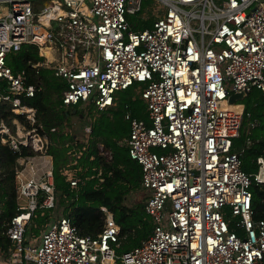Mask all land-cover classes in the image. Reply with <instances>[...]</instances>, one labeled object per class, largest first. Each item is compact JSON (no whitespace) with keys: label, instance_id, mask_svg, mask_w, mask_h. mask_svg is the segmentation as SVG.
<instances>
[{"label":"built area","instance_id":"built-area-1","mask_svg":"<svg viewBox=\"0 0 264 264\" xmlns=\"http://www.w3.org/2000/svg\"><path fill=\"white\" fill-rule=\"evenodd\" d=\"M37 1L0 0V105L10 110V124L0 118V143L31 151L17 158L18 212L1 264H264V220L252 218L250 191L264 182V159L256 158L254 173L242 169L243 147L233 142L244 106L228 107L233 93L264 95V0ZM144 1L153 19L135 30L126 15ZM23 44L42 57L30 64L35 73L47 68L65 81L64 107L89 102L102 110L116 91L137 84L146 118L127 111L122 142L141 167L152 229L120 255L119 225L105 206L95 235L80 234L58 212L26 239L33 212L53 208L55 193L47 136L36 127V108L23 102L38 88L25 69L14 73L6 64ZM68 180L76 186L78 179Z\"/></svg>","mask_w":264,"mask_h":264},{"label":"trees","instance_id":"trees-1","mask_svg":"<svg viewBox=\"0 0 264 264\" xmlns=\"http://www.w3.org/2000/svg\"><path fill=\"white\" fill-rule=\"evenodd\" d=\"M148 26L150 22L133 29ZM41 59L37 47L28 44H23L20 50L6 58V64L14 73L25 69L28 81L34 82L38 88L23 102L36 108V127L47 136V152L52 157L53 166L55 206L36 209L26 226L25 235H38L40 226L51 214L58 212L69 217L80 234L95 235L103 225L104 214L100 206H105L119 225V245L115 251L116 255H120L138 245L152 229L150 218L144 211L145 195L136 198L131 205L125 202L128 193L140 189L141 167L129 157L126 145L121 143L129 132L124 114L128 111L131 116L146 118L145 104L132 88L124 89L123 94L115 93L113 104L99 110L92 120L84 115L78 116V128L82 130L78 136L74 130L65 129L69 115L68 108L61 102L65 81L54 76L47 68H40L35 73L30 67L31 63ZM237 103L243 104L244 111L240 133L233 145L243 147L242 169L254 173L257 170L256 158L261 156L264 159V95L252 90ZM91 110H88L90 115ZM8 112L9 108L1 104L0 118L3 117L10 124L6 117ZM251 120H256L255 126L247 130L246 126ZM87 125L90 131L85 134ZM247 139L249 143L245 144ZM98 145L110 152V158L102 153ZM30 152L24 147L14 152L0 143V252L5 259L9 258L11 245L6 229L10 219L18 212L15 189L17 158ZM70 175L78 179L76 186L70 185ZM250 191L252 218L264 220V182H252Z\"/></svg>","mask_w":264,"mask_h":264},{"label":"rangeland","instance_id":"rangeland-1","mask_svg":"<svg viewBox=\"0 0 264 264\" xmlns=\"http://www.w3.org/2000/svg\"><path fill=\"white\" fill-rule=\"evenodd\" d=\"M44 1H47V0H38L37 2H38L39 5H42V3ZM148 2L149 1H144L143 2V9L141 11H139L137 13H134V14H127L126 15L128 21L132 25V28H137V27L140 28L142 25L144 26L145 23L147 24V23L152 21L153 14H154L155 11L153 10L154 11L153 14L151 13L152 10H151V7L148 8V6H149ZM150 2H151V0H150ZM156 2H158V1H156ZM155 7H154V9H155ZM159 13H160V11H159ZM133 85L134 86L129 87V89L132 88L134 90V92H135V95H136L137 93H136L135 90H136V85L137 84L135 83ZM122 91L123 90H118V91H116V93L123 94L124 91L123 92ZM237 105L240 106V104H237ZM65 108H68V111H69L68 112V114H69L68 115V124L65 127V129L66 130H72L71 132L75 131V134H77L78 136H80L79 134H82V130L78 128V127H80L79 126L80 125V121H78V116L79 115H84L85 118L92 120V118L99 111V110H96L95 108H93V104H90L89 102L84 103V104H80L79 103V104H76V105H70V106L65 107ZM89 108L92 109L91 110L92 111V115L89 114V112H90V111H88ZM122 141H121V143H123ZM142 194H143V191H142L141 188L136 190V191L130 192V193L127 194L125 202L128 205H131L135 201V199L141 197ZM226 218H228V214L226 215ZM42 228H43V225L40 226L39 230L41 231ZM40 231H39V233H40ZM38 236H39V234L35 236V235L31 234V233H28L26 235V239L27 240L36 239ZM0 264H1V260H0Z\"/></svg>","mask_w":264,"mask_h":264},{"label":"water","instance_id":"water-1","mask_svg":"<svg viewBox=\"0 0 264 264\" xmlns=\"http://www.w3.org/2000/svg\"><path fill=\"white\" fill-rule=\"evenodd\" d=\"M244 97H245V95H244L243 93H233V94H231V95L229 96L228 101H229V103H231V104H235V103H237V101H241V100H243Z\"/></svg>","mask_w":264,"mask_h":264},{"label":"bare ground","instance_id":"bare-ground-1","mask_svg":"<svg viewBox=\"0 0 264 264\" xmlns=\"http://www.w3.org/2000/svg\"><path fill=\"white\" fill-rule=\"evenodd\" d=\"M43 53H46L48 56H50V53H49V48L46 46V48H42L41 50ZM228 107H232L233 109L239 111L240 108H241V105H237V104H232V105H228Z\"/></svg>","mask_w":264,"mask_h":264},{"label":"crops","instance_id":"crops-1","mask_svg":"<svg viewBox=\"0 0 264 264\" xmlns=\"http://www.w3.org/2000/svg\"><path fill=\"white\" fill-rule=\"evenodd\" d=\"M130 23V22H129ZM130 25H131V23H130ZM131 27H132V25H131ZM38 50V49H37ZM142 189V188H141ZM142 191H143V194L145 195V191L142 189ZM151 222V221H150ZM151 232V231H150ZM150 234V233H149Z\"/></svg>","mask_w":264,"mask_h":264}]
</instances>
